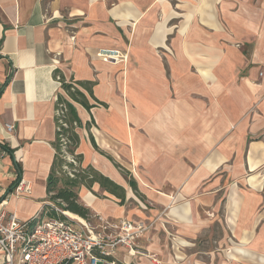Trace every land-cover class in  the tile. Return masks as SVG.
Returning <instances> with one entry per match:
<instances>
[{
    "label": "crops",
    "instance_id": "obj_1",
    "mask_svg": "<svg viewBox=\"0 0 264 264\" xmlns=\"http://www.w3.org/2000/svg\"><path fill=\"white\" fill-rule=\"evenodd\" d=\"M56 69L94 83L105 106L73 103L77 152L125 190L120 203L82 186L84 205L109 226L141 191L183 229L222 204L223 264H264V0H0V214L31 227L51 205L55 102L68 98ZM20 179L29 194H14Z\"/></svg>",
    "mask_w": 264,
    "mask_h": 264
},
{
    "label": "rangeland",
    "instance_id": "obj_2",
    "mask_svg": "<svg viewBox=\"0 0 264 264\" xmlns=\"http://www.w3.org/2000/svg\"><path fill=\"white\" fill-rule=\"evenodd\" d=\"M55 116L57 115L55 114ZM71 158L74 160L72 156ZM191 169L194 170L195 167L191 165ZM138 181L140 182L139 179ZM80 192L78 193L79 203L84 205L80 198ZM90 192L105 202L111 200L113 202H111V208L117 209L118 201L114 197L107 196L103 198L102 191L96 187ZM178 192L175 191L173 193L174 196ZM200 192L201 190L199 189L197 193L199 194ZM137 193H129L123 204V215L111 223L117 226L106 229L107 234L103 235L112 243L121 239L113 248L111 258L114 260V264H195L197 261L223 264V262H227L228 259L224 254L227 250V243L219 242L225 231L220 218L222 204H218L215 213L206 212V214H200V218L203 221L209 220L203 227L180 229L176 225L177 223L171 217H168L169 211L167 209L158 208V211L152 212L150 208L153 209L155 206L147 197L145 198L142 195L141 191ZM194 197H196L195 192L189 195L187 200L189 202L193 201ZM181 201L183 199L177 203L180 204ZM87 208L89 213L86 219L74 213L70 215V218L82 219L88 228L95 233L103 231V227L107 226V219H104L101 214L92 211L91 208ZM121 221H125L130 227L127 226V229H123ZM74 222L77 223L76 220ZM169 222H173L177 228Z\"/></svg>",
    "mask_w": 264,
    "mask_h": 264
},
{
    "label": "built area",
    "instance_id": "obj_3",
    "mask_svg": "<svg viewBox=\"0 0 264 264\" xmlns=\"http://www.w3.org/2000/svg\"><path fill=\"white\" fill-rule=\"evenodd\" d=\"M97 56L107 62L127 60L125 53L113 48H98ZM60 114L61 111L56 110V115ZM8 128L12 129V126ZM61 141L66 144L64 138ZM65 155L67 161L75 164L71 155ZM30 190V184L20 179L13 191L15 195L23 196ZM121 224L123 229L130 227L125 221ZM116 226L109 225L110 228ZM103 235L102 232L95 233L85 223L59 216H44L31 227L15 213L0 214V257L2 264H114V260L107 257L112 256L114 245L121 239L112 243Z\"/></svg>",
    "mask_w": 264,
    "mask_h": 264
},
{
    "label": "trees",
    "instance_id": "obj_4",
    "mask_svg": "<svg viewBox=\"0 0 264 264\" xmlns=\"http://www.w3.org/2000/svg\"><path fill=\"white\" fill-rule=\"evenodd\" d=\"M54 74L60 81L61 88L65 91L68 98L58 94L55 102V108L61 111V114L60 116H55L57 130L55 140L52 143L55 153L45 184L48 196L47 200L51 205L46 204V215L65 218L66 216L61 212L70 211L86 219L89 209L79 203V188L84 186L87 189H91L94 183H98L101 189L120 199V203L124 201L125 190L122 186L99 173L91 165L83 166V156L81 153L77 152L80 142L78 129L82 124L73 103L80 104L87 110L98 105L105 106L103 102L97 100L93 95L92 87L94 83L90 81H77L74 80L73 77L66 80L57 69ZM80 88L85 90L87 94ZM89 98H91L93 102H90ZM59 119H61L63 123H66L67 126H63ZM91 123H93V121L87 122L86 127L89 128ZM61 138L65 139L66 144L62 143ZM90 138L93 142L91 136ZM66 153L73 157L76 164L66 160ZM115 165L119 167L118 164ZM18 181L13 186L12 190L15 188ZM128 184L137 192L136 182L133 179H129ZM58 210L61 212H58ZM107 259L110 261L113 260L109 256ZM67 264H72V262H68Z\"/></svg>",
    "mask_w": 264,
    "mask_h": 264
},
{
    "label": "bare ground",
    "instance_id": "obj_5",
    "mask_svg": "<svg viewBox=\"0 0 264 264\" xmlns=\"http://www.w3.org/2000/svg\"><path fill=\"white\" fill-rule=\"evenodd\" d=\"M65 216H67L68 218H70V215H73L72 212L69 211H64ZM73 220H76L77 222H81V223H85L82 219L80 218H72ZM128 228V227H127Z\"/></svg>",
    "mask_w": 264,
    "mask_h": 264
}]
</instances>
